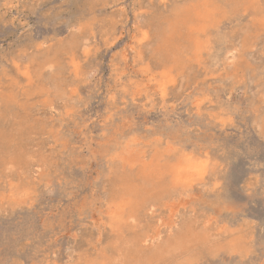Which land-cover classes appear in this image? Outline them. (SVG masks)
Here are the masks:
<instances>
[{
    "label": "rangeland",
    "instance_id": "rangeland-1",
    "mask_svg": "<svg viewBox=\"0 0 264 264\" xmlns=\"http://www.w3.org/2000/svg\"><path fill=\"white\" fill-rule=\"evenodd\" d=\"M263 20L0 0V264H264Z\"/></svg>",
    "mask_w": 264,
    "mask_h": 264
},
{
    "label": "bare ground",
    "instance_id": "bare-ground-1",
    "mask_svg": "<svg viewBox=\"0 0 264 264\" xmlns=\"http://www.w3.org/2000/svg\"><path fill=\"white\" fill-rule=\"evenodd\" d=\"M258 4V3H257ZM189 8V7H188ZM214 9V8H213ZM208 10V9H206ZM258 10V9H257ZM181 11V10H180ZM235 11V10H234ZM233 11V12H234ZM216 12V11H215ZM213 13V12H212ZM217 13V12H216ZM208 16V15H207ZM195 19V18H194ZM208 19V18H207ZM214 19V18H213ZM264 21V20H263ZM210 24V23H209ZM212 24V23H211ZM224 25V24H223ZM222 25V26H223ZM264 26V22H262ZM169 26V25H168ZM175 26V25H174ZM248 28V27H247ZM160 29V28H159ZM189 29V28H188ZM241 29V28H239ZM191 30V29H190ZM167 31V30H166ZM187 31V30H186ZM251 31V29H250ZM232 34V33H231ZM240 38V37H239ZM193 39V38H192ZM206 39V38H205ZM195 40V39H194ZM199 41V40H198ZM188 42V41H187ZM194 42V41H193ZM237 45V44H236ZM192 48V47H191ZM241 48V47H240ZM192 50V49H191ZM201 51V50H200ZM206 51V50H205ZM234 51V50H233ZM195 55V54H194ZM198 56V55H197ZM197 63V62H196ZM200 67V66H199ZM230 68V67H229ZM150 70V69H149ZM261 71V70H260ZM182 78V77H181ZM237 88V87H236ZM140 94V93H139ZM263 100V99H262ZM12 159V158H11ZM198 164V163H196ZM191 158L183 159L180 165H177L172 171V181L176 185H184V186H191L194 184L195 181L202 179L205 170L204 166L200 167L196 165ZM203 164V163H202ZM206 164V163H205ZM11 165V164H10ZM207 165V164H206ZM16 166V165H15ZM7 167V166H6ZM15 168V167H14ZM207 168V167H206ZM205 168V169H206ZM17 170V169H16ZM15 170V171H16ZM24 178V177H23ZM9 179V178H8ZM24 181V180H23ZM12 182V181H11ZM26 192V191H25ZM157 243V242H156ZM137 246V245H136ZM143 252V251H142Z\"/></svg>",
    "mask_w": 264,
    "mask_h": 264
}]
</instances>
